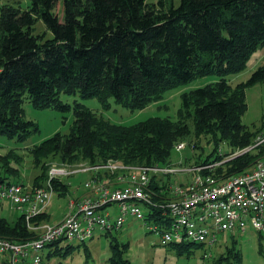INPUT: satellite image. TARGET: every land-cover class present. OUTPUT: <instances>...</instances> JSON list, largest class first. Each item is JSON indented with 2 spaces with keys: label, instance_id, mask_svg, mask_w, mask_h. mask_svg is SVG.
<instances>
[{
  "label": "trees",
  "instance_id": "obj_1",
  "mask_svg": "<svg viewBox=\"0 0 264 264\" xmlns=\"http://www.w3.org/2000/svg\"><path fill=\"white\" fill-rule=\"evenodd\" d=\"M28 2L26 9L0 6V135L9 139L23 142L38 130L34 122L24 119L25 100L35 108L66 112L70 105L60 95L79 94L82 99H98L103 108L112 101L134 112L195 79L218 78L183 93L176 120L149 118L130 126L117 125L74 102L69 134L56 133L29 149L34 167L41 171L32 187L45 184L48 163L54 160L71 166L114 162L133 168H162L170 165L179 142L204 138L213 149L188 166L194 168L230 156L217 154L221 144L232 151L253 145L258 132L244 127L241 118L247 109L245 90L264 83V65L236 86L226 77L242 72L250 55L264 44V0H179L177 6L167 0ZM192 148L198 149V143ZM262 155L264 146L253 148L225 160L213 175L224 179L239 174ZM19 159L12 153L0 155V183L18 173ZM119 174L101 169L87 174L85 182L105 179L115 187ZM52 184L58 196L69 193L70 185L63 179ZM168 185L169 176L164 177L162 187L156 175L151 177L154 202L168 198ZM48 220L45 211L32 223ZM35 237L23 215L11 221L0 216V238L24 242ZM58 243L47 246V256L60 250ZM109 246L106 264H130L116 238L110 239ZM168 246L181 254L190 252L191 246L203 245ZM225 254L216 264H239L238 252L227 250Z\"/></svg>",
  "mask_w": 264,
  "mask_h": 264
},
{
  "label": "built area",
  "instance_id": "obj_2",
  "mask_svg": "<svg viewBox=\"0 0 264 264\" xmlns=\"http://www.w3.org/2000/svg\"><path fill=\"white\" fill-rule=\"evenodd\" d=\"M262 146L264 132L257 135L252 146L230 156L234 158ZM183 149L184 143L175 146L177 152ZM224 161L182 170L133 168L114 162L103 166L84 165L79 170L51 168L42 187L3 181L0 206L7 203L9 212L23 215L27 229L35 232L36 237L24 242L0 238V264H42L41 252L48 245L63 240L72 244L86 243L94 238L97 230L103 234L120 230L127 217L142 222L147 231L158 235L161 246L192 243L210 248L218 244L219 235L242 234L247 227L264 238V155L247 170L221 179L214 176L213 171ZM101 169L110 174L120 172L115 187H111L108 180L90 178L84 184L86 194L68 200V210L61 220L35 227L32 219L46 211L54 195L53 181L76 173L90 175ZM204 170L205 175L201 174ZM121 171L127 174L122 176ZM191 173L194 176L190 182L176 180L168 185L169 195L165 201L152 200V176H157L162 187L164 177ZM141 206L148 208V213L143 212ZM111 207L114 215L108 210ZM156 212L159 214L152 220Z\"/></svg>",
  "mask_w": 264,
  "mask_h": 264
},
{
  "label": "rangeland",
  "instance_id": "obj_3",
  "mask_svg": "<svg viewBox=\"0 0 264 264\" xmlns=\"http://www.w3.org/2000/svg\"><path fill=\"white\" fill-rule=\"evenodd\" d=\"M148 1L155 3L158 0ZM167 2L174 6L179 4V0H167ZM4 4L20 6L22 9H26L29 2L28 0H0V6ZM263 65L264 44L250 55L246 67L242 72L229 75L226 78L232 86L245 83L251 73ZM217 80L218 78L214 75L195 79L189 84L167 91L162 99L148 105L141 111L134 112L122 108L112 101H110L108 108H103L98 99H82L79 97V94L60 95V100L70 105V110L66 112H59L47 108H35L29 100H25L22 105L24 119L34 122L38 130L23 142L0 135V155L5 156L12 153L21 158L19 159L20 164L17 166L18 173L15 176L10 175L8 181L29 187L34 186L36 177L40 175L41 171L39 168L34 167L29 149L39 145L56 133L65 136L69 134L74 120L72 110L74 102L82 105L85 109L95 112L98 116L110 123L117 125L130 126L149 118H169L176 120L181 105V95L183 93L204 87ZM245 102L247 109L241 118V124L251 132H258V134L264 132V83L248 87L245 90ZM189 125L190 127L192 126L191 122H189ZM180 143L185 144V149L180 152L174 149L170 156V165L162 166V168L169 167L177 170L188 169V166L192 165L198 157L204 159L213 149L212 144H207L204 138H200L199 140L192 138L185 142L181 141L178 144ZM194 143H198V149L192 148V144ZM235 151L237 152L239 150ZM235 151L221 144L217 154L219 156H225L227 153H231L233 156L236 153ZM217 154L215 153L214 156ZM229 159H232V157ZM84 165V163H80L71 166L54 160L49 162L47 167H49V173L51 168L71 167L69 169L79 170ZM193 176L192 174L170 175L169 184L173 185L176 180L190 182ZM87 178L88 176L85 173H76L73 176L67 177V179L65 177L63 178L70 185L69 193L65 196H58L54 192L51 202L46 208L49 217L59 219L66 214L68 200L74 198V193L77 190H82ZM141 209L143 212H147L145 206H141ZM108 210L111 211L112 215L115 214L113 207L108 208ZM9 211V204L3 203L0 206V216L7 220L11 221L20 215ZM45 224L51 223L45 221L34 225L36 227ZM112 238H116L120 245H122L123 257L130 264H216L217 258L225 254L227 250L238 252L240 256L239 264H264V238L250 227H247L246 232L242 234L235 232L233 234H226L225 236L219 235L217 237L218 244L210 248L205 246H191L189 248L190 252L179 254L174 248L158 245L159 236L147 231L143 227L142 222L135 221L130 217H127L125 225L120 230L109 233L108 237H105L103 232L97 230L94 238L86 243L72 244L67 240H63L57 245L60 250L50 256H47L50 248L45 247L41 252L43 256L42 264H106L110 256L109 241ZM52 250H55V247ZM225 262L223 263L225 264Z\"/></svg>",
  "mask_w": 264,
  "mask_h": 264
},
{
  "label": "crops",
  "instance_id": "obj_4",
  "mask_svg": "<svg viewBox=\"0 0 264 264\" xmlns=\"http://www.w3.org/2000/svg\"><path fill=\"white\" fill-rule=\"evenodd\" d=\"M87 175V174H86ZM83 190H81V191H79V190H77V192H75L74 193V198H77V197H80V196H82L83 195ZM64 216V215H63ZM63 216L61 217V218H59V219H52L51 217H49V220H48V222L49 223H51V224H55V223H57L59 220H61L62 218H63Z\"/></svg>",
  "mask_w": 264,
  "mask_h": 264
}]
</instances>
